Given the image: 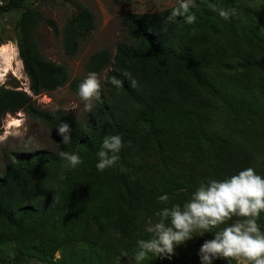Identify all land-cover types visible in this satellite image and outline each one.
Returning a JSON list of instances; mask_svg holds the SVG:
<instances>
[{
    "label": "trees",
    "instance_id": "16d2710c",
    "mask_svg": "<svg viewBox=\"0 0 264 264\" xmlns=\"http://www.w3.org/2000/svg\"><path fill=\"white\" fill-rule=\"evenodd\" d=\"M25 1L6 0L0 14L23 8ZM251 13L242 0H193L191 4L179 0L158 12L122 15L124 38L114 56L101 50L86 62L91 75L110 69L105 90L90 91L95 116L83 126L61 111L40 110L21 91L0 87V126L6 114L22 111L58 134L56 153L16 154L0 177V244L13 243L21 260L46 263L56 251L77 242L113 253L110 229L118 234L120 251L135 259L136 249L146 247V235H139L146 222L155 220L167 198L184 185L195 190L191 178L185 181L171 169L183 155L195 166H208L216 178L220 216L207 215V228H220L228 208L244 207L253 195L251 209L245 213L254 228H264L262 190L255 186L251 194L238 186L243 173L240 167H232V157H225L226 153H216L215 164H210V140L193 112L201 90L212 91L207 85L211 28ZM41 21V14L32 8L24 9L16 24L18 56L33 96L57 90L69 80L63 65L44 59L37 49L35 31ZM46 23L58 36L53 23ZM94 29L89 10L73 15L61 32L64 54L74 55ZM241 68L264 79L263 61L249 58ZM70 87L83 90L80 80ZM240 108L256 117L257 112L243 103L237 111ZM153 158L165 172L158 183L147 186L141 171ZM100 221H109V229L100 227L89 234V224ZM258 249L259 238L253 247L254 252ZM254 252L247 258L249 264H254Z\"/></svg>",
    "mask_w": 264,
    "mask_h": 264
},
{
    "label": "rangeland",
    "instance_id": "374dc122",
    "mask_svg": "<svg viewBox=\"0 0 264 264\" xmlns=\"http://www.w3.org/2000/svg\"><path fill=\"white\" fill-rule=\"evenodd\" d=\"M178 1L26 0L23 8L0 14L1 44L10 42L16 49L12 61L0 58V87L21 91L31 97L40 110L50 114L61 111L69 120L83 126L95 116L96 104L90 91L105 90L110 69L107 66L97 75L88 74L85 69L88 58L101 50L114 56L124 38L122 15L158 12ZM184 1L191 4L193 0ZM242 1L253 13L233 16L209 32L207 85L212 91L201 90L193 112L198 115V127L207 132L210 140L207 144L210 164H215L214 155L219 152L232 157V167H240L243 173L238 186L248 188L251 194L258 186L263 193L259 195L260 201L264 197V79L245 73L241 64L249 58L264 62V0ZM5 2L0 0V5ZM32 8L43 18L35 31L39 53L44 59L63 65L69 77L62 87L38 96L29 91V81L17 49L19 31L16 24L24 9ZM82 9L93 14L95 29L80 43L76 53L68 57L62 47L61 32L68 20ZM46 21L53 23L58 36ZM75 80L82 82V91L70 87ZM241 103L257 112L256 117H250L241 108L237 111ZM13 118L20 121L19 126L11 124ZM37 151L56 153L58 134L22 111L6 114L0 126V177L14 162V155ZM171 169L185 181L191 178L195 190L189 191L184 185L182 190L167 198L155 220L146 222L139 232V235H146V247L136 249L135 259L120 251L118 234L109 229V221H100L90 223L88 233L93 235L100 227L108 228L115 253L77 242L56 251L42 263L36 259L21 260L13 243H3L0 244V264H249L247 258L254 252L258 238L259 249L254 252L253 261L264 264V228H254L245 213L251 209L255 195L244 207L228 208L220 228H207V215L210 219L220 216L221 202L214 172L208 166H195L187 155L171 164ZM164 172L162 164L153 158L142 169L141 181L151 186L159 182ZM2 230L0 226V233Z\"/></svg>",
    "mask_w": 264,
    "mask_h": 264
},
{
    "label": "bare ground",
    "instance_id": "6f19581e",
    "mask_svg": "<svg viewBox=\"0 0 264 264\" xmlns=\"http://www.w3.org/2000/svg\"><path fill=\"white\" fill-rule=\"evenodd\" d=\"M15 54H16V49L12 45V43L9 42V43L2 44L0 46V58L3 57V58H6L8 61H10V60L12 61ZM12 123H13V125L19 126L20 121L16 118H13V119H11V124Z\"/></svg>",
    "mask_w": 264,
    "mask_h": 264
}]
</instances>
